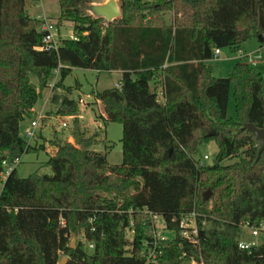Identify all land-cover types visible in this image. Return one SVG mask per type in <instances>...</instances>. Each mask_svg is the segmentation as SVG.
<instances>
[{
  "label": "trees",
  "instance_id": "1",
  "mask_svg": "<svg viewBox=\"0 0 264 264\" xmlns=\"http://www.w3.org/2000/svg\"><path fill=\"white\" fill-rule=\"evenodd\" d=\"M29 1L38 0H0V177L24 154L47 151L30 146L20 125L57 71L51 102L57 116L72 118L74 143L55 134L51 174L7 175L0 264H60L64 256L67 264H264V234L239 248L245 223L264 224V152L257 160L258 142L243 130L264 129V77L238 62L216 78L206 64L215 50L238 52L254 36L264 42V0H121V18L109 26L86 12L92 0H60L59 24L71 22L74 38L49 51L41 50L45 21L26 13ZM73 68L122 73L120 88L95 94L105 114L97 118L123 126L121 165L109 164L107 139L106 153L94 150L99 134L88 135L74 88L63 84ZM232 86L236 119L228 118ZM209 141L219 146L216 162L199 166ZM193 213L199 248L179 237L180 220ZM152 216L176 233L155 262L144 256Z\"/></svg>",
  "mask_w": 264,
  "mask_h": 264
},
{
  "label": "rangeland",
  "instance_id": "2",
  "mask_svg": "<svg viewBox=\"0 0 264 264\" xmlns=\"http://www.w3.org/2000/svg\"><path fill=\"white\" fill-rule=\"evenodd\" d=\"M144 2L153 0H143ZM101 0H92V3H100ZM118 6H121V0H117ZM88 4V6L90 5ZM86 12L90 14L88 10ZM26 13L33 18L46 21L47 23L53 24L57 37L60 39H73L74 28L71 22H62L59 24V18L61 17V5L60 0H38L29 1L26 4ZM173 13H166L163 15L168 23L173 20ZM147 21V19H145ZM222 55L220 58L211 60L210 65L213 68V74L216 78H228L235 65L239 62L238 56L242 52L244 55H250V58L243 59V62L249 63L253 58L259 59L257 65L252 66L254 72L261 74L264 77V42L256 36L241 45L238 52H234L232 48H222L220 50ZM122 74L118 71L113 72H97L94 70H85L80 68H73L63 84L66 88H74L73 94L70 95L74 100L79 102V99L84 101L83 104H79L80 117L85 129L88 131L89 136H93L98 133L97 145L94 150L106 153L105 141L109 142L112 146L111 150L107 153V159L110 165L118 166L123 162V126L118 122H107L99 120L97 116L101 115L103 110H100L98 103L95 99V94L98 92H104L116 88V85L121 81ZM32 83L37 85V78L31 76ZM77 87V89H75ZM51 88L45 90L37 102L34 108V114L31 118L26 119L20 125V133L25 138L26 132L28 131L33 121L38 122V128L36 130V138L28 142L32 147L46 145L49 152H53L54 149L50 145V141L55 138V134L59 136L63 141L74 143L71 136L72 118L57 116V106L53 103H46L47 94L50 98L52 96ZM63 94L62 92L57 91ZM235 88L232 86L230 93V101L228 107V118L236 119L235 111ZM102 105V104H101ZM103 108V106H102ZM102 111V112H101ZM46 118V119H44ZM219 153V146L216 141H209L200 146L199 153L196 155L197 160L203 159L207 156L209 159L205 162L207 165H214ZM49 159L47 151L41 150L38 152H29L22 156L17 165L13 166V169L17 170L19 177L28 178L36 173L38 174H51V169L46 166ZM236 161L227 160L224 164H232ZM7 171L4 172L0 177V193L3 191L5 179L9 173V169L12 168L8 163L6 165ZM156 228L163 236L168 239H173L176 236L174 231L166 228L165 221L162 217L156 219ZM128 237L131 235L128 233ZM241 243L244 245H259L260 238H254L249 228L244 227L242 230ZM68 257L64 256L60 258ZM66 263V264H67Z\"/></svg>",
  "mask_w": 264,
  "mask_h": 264
},
{
  "label": "built area",
  "instance_id": "3",
  "mask_svg": "<svg viewBox=\"0 0 264 264\" xmlns=\"http://www.w3.org/2000/svg\"><path fill=\"white\" fill-rule=\"evenodd\" d=\"M43 30L46 32V35L44 37V46L41 48V50L49 51V50H58L61 40L59 37H57L55 27L53 24L47 23L45 21V25L43 26ZM221 51L220 50H215V58H219ZM238 58L240 59H246L250 58V55H244L242 52L239 53ZM258 61L254 60L253 58L249 61V65L255 66L257 65ZM59 71L56 72V78L51 82L50 88L53 90L57 79H58ZM116 88H120V84L118 83L116 85ZM79 103L83 104L84 101L82 99H79ZM38 128V122L33 121L26 132L25 139L30 142L31 140L36 138V130ZM209 158L205 156L203 159L199 161V166H203L205 162ZM20 160H16L14 163V166L18 164ZM13 168V167H12ZM9 169V172L11 169ZM7 172V173H9ZM10 174V173H9ZM159 216H152V222H153V227H152V233H153V241L147 243L145 246L147 247L144 250V256L146 257L147 261L149 262H155L157 260V257L161 254V247L165 245L170 239L166 238L163 236L160 232H158L156 228V219ZM249 228L251 230V234L254 238H260L262 234H264V224H260L259 226L252 225L250 223H245L243 225V228ZM179 237L186 240L189 244L192 246L199 248L200 247V240H199V229L197 225V216L195 213L183 217L180 220L179 223ZM253 246L257 245H244L240 242L239 248L243 250H248ZM93 248V246H90ZM192 264H204L203 262H197V261H192Z\"/></svg>",
  "mask_w": 264,
  "mask_h": 264
},
{
  "label": "water",
  "instance_id": "4",
  "mask_svg": "<svg viewBox=\"0 0 264 264\" xmlns=\"http://www.w3.org/2000/svg\"><path fill=\"white\" fill-rule=\"evenodd\" d=\"M86 10H88L93 17L103 19L106 26H109L112 22L121 18V11L116 0H107L105 3L100 4H90L86 7ZM243 130L252 133L256 141L258 142L259 151L257 160H259L262 153L264 152V129H258L253 124H246L243 127ZM211 135H215V133H212ZM210 197L211 192H207L205 195V200H209ZM71 248H76L75 236L72 238ZM66 263L67 258H63L60 262V264Z\"/></svg>",
  "mask_w": 264,
  "mask_h": 264
},
{
  "label": "crops",
  "instance_id": "5",
  "mask_svg": "<svg viewBox=\"0 0 264 264\" xmlns=\"http://www.w3.org/2000/svg\"><path fill=\"white\" fill-rule=\"evenodd\" d=\"M107 0H101V2L100 3H105ZM117 1V0H116ZM100 3H98V4H100ZM93 4H96V3H93ZM222 55V52L220 53V55H219V58H220V56ZM256 61H258L259 62V59H255ZM238 61L239 62H243V59H240V58H238ZM210 62L211 61H208V62H206V64L207 65H210ZM258 64V63H257ZM211 66V65H210ZM121 73V72H120ZM122 74V73H121ZM215 77V76H214ZM58 91H60V92H62V90L61 89H58ZM51 93H52V90H51ZM59 94H61V93H59ZM96 102L98 103V106L100 107V110H103V112L101 113V115H103V116H105V114H104V108H102V105H101V102L100 101H97L96 100ZM46 103H52L51 102V97L49 98L48 97V94H47V99H46ZM54 105V104H53ZM44 119H46V118H44ZM47 148V147H46ZM47 152L48 153H52V152H49L48 151V149H47Z\"/></svg>",
  "mask_w": 264,
  "mask_h": 264
}]
</instances>
